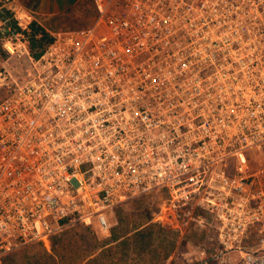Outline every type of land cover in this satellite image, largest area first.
Masks as SVG:
<instances>
[{"label": "built area", "instance_id": "2783aa9c", "mask_svg": "<svg viewBox=\"0 0 264 264\" xmlns=\"http://www.w3.org/2000/svg\"><path fill=\"white\" fill-rule=\"evenodd\" d=\"M92 4L34 58L0 0V257L163 190L162 226L214 229L205 263L264 264V0Z\"/></svg>", "mask_w": 264, "mask_h": 264}, {"label": "trees", "instance_id": "16d2710c", "mask_svg": "<svg viewBox=\"0 0 264 264\" xmlns=\"http://www.w3.org/2000/svg\"><path fill=\"white\" fill-rule=\"evenodd\" d=\"M28 41L31 55L38 58L51 36L40 24L32 22ZM142 226L118 216L109 236L99 238L90 227L76 225L72 229L77 230L69 239L56 233L49 238V246L43 242L22 246L21 250L0 257V264H165L176 246L177 235L155 218L146 228ZM154 240H159L158 246H154ZM150 250L155 255L147 263ZM32 258L35 260L30 263Z\"/></svg>", "mask_w": 264, "mask_h": 264}, {"label": "rangeland", "instance_id": "374dc122", "mask_svg": "<svg viewBox=\"0 0 264 264\" xmlns=\"http://www.w3.org/2000/svg\"><path fill=\"white\" fill-rule=\"evenodd\" d=\"M95 10L92 4V0H82L75 7L69 9L65 14H55L49 16H36V20L44 28L46 32L51 36V33L60 29H72L76 24L90 26L95 19ZM256 158L264 160V150L256 154ZM258 165L257 162H254ZM167 194L163 190H155L147 195L129 200L119 207L114 212V225L117 224L118 216L123 217L125 221L131 224L143 225L146 228L149 223L154 222L155 215L159 212L162 206L167 203ZM190 209L184 208L180 212L181 224L179 230H172L177 235L176 246L173 248L171 256L165 262V264H197L198 260L191 259L190 262H185L183 256L185 253H191L192 258L195 257L197 251H203L206 255L213 254L218 250V243L216 241L215 232L212 226H198L192 222H189L187 217ZM112 226V227H113ZM77 229L72 227L64 228L58 233L66 235L67 239L73 236V233ZM95 232V231H94ZM96 234V233H95ZM99 238L100 235L96 234ZM67 242V241H66ZM154 246H158L159 240L153 241ZM249 249H255L259 247L260 243L256 241H250L245 244ZM49 246V242L46 244ZM21 250V247H20ZM19 251V248L14 252ZM150 250L147 253L145 262L149 263V259L153 258L155 253ZM35 258L30 260V263ZM14 264H21L20 261H15ZM207 264H223L219 260H209Z\"/></svg>", "mask_w": 264, "mask_h": 264}, {"label": "crops", "instance_id": "0c3cea01", "mask_svg": "<svg viewBox=\"0 0 264 264\" xmlns=\"http://www.w3.org/2000/svg\"><path fill=\"white\" fill-rule=\"evenodd\" d=\"M82 0H17L27 12L36 16H49L55 14H65L69 9L75 7ZM38 22V21H37ZM39 24V22H38ZM88 26V25H87ZM86 27V25H74L72 29H78ZM195 257L192 258L191 253H185L183 256L184 263L190 262L191 259L198 260L197 264H207L202 257L203 254L197 251Z\"/></svg>", "mask_w": 264, "mask_h": 264}]
</instances>
